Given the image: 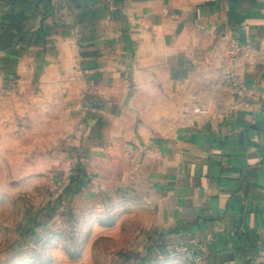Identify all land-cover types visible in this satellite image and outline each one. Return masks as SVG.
I'll use <instances>...</instances> for the list:
<instances>
[{
    "label": "crops",
    "instance_id": "crops-1",
    "mask_svg": "<svg viewBox=\"0 0 264 264\" xmlns=\"http://www.w3.org/2000/svg\"><path fill=\"white\" fill-rule=\"evenodd\" d=\"M51 179L137 263L264 264V0H0V187Z\"/></svg>",
    "mask_w": 264,
    "mask_h": 264
},
{
    "label": "rangeland",
    "instance_id": "rangeland-1",
    "mask_svg": "<svg viewBox=\"0 0 264 264\" xmlns=\"http://www.w3.org/2000/svg\"><path fill=\"white\" fill-rule=\"evenodd\" d=\"M64 187H0V264H140L133 236L82 227L56 205Z\"/></svg>",
    "mask_w": 264,
    "mask_h": 264
},
{
    "label": "built area",
    "instance_id": "built-area-1",
    "mask_svg": "<svg viewBox=\"0 0 264 264\" xmlns=\"http://www.w3.org/2000/svg\"><path fill=\"white\" fill-rule=\"evenodd\" d=\"M222 80L231 88L232 92L238 96H246L251 93V88L248 82L236 71L225 68L222 73ZM199 110L206 112L204 109ZM206 248L207 242L197 240L192 245H178L170 252L184 260L197 264L203 260Z\"/></svg>",
    "mask_w": 264,
    "mask_h": 264
}]
</instances>
